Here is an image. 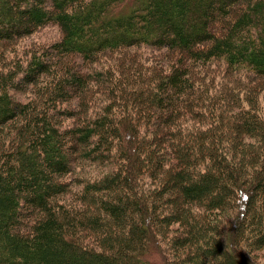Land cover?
Instances as JSON below:
<instances>
[{"label": "trees", "instance_id": "obj_1", "mask_svg": "<svg viewBox=\"0 0 264 264\" xmlns=\"http://www.w3.org/2000/svg\"><path fill=\"white\" fill-rule=\"evenodd\" d=\"M49 23L56 39L21 56L0 52V264H255L247 255L264 246V121L250 106L228 115L225 104L239 96L209 94L192 68L221 63L229 78L264 80V0H0V42ZM138 46L162 50L167 61L134 62L120 76L93 69L121 109L77 110L72 101L93 76L83 67ZM28 88L29 97L14 96ZM208 106L219 120L202 131L205 140L191 132L184 145L163 147L162 127ZM140 123L159 137L146 140ZM241 133L261 137L263 151L224 153ZM115 139L116 166L70 192L78 162L107 161ZM165 153L170 166L160 178ZM234 202L228 228L210 219ZM174 222L165 255L159 247V260L150 258L155 236Z\"/></svg>", "mask_w": 264, "mask_h": 264}, {"label": "rangeland", "instance_id": "obj_2", "mask_svg": "<svg viewBox=\"0 0 264 264\" xmlns=\"http://www.w3.org/2000/svg\"><path fill=\"white\" fill-rule=\"evenodd\" d=\"M59 36V28L57 25L53 23L46 24L42 27H39L34 32L22 36L20 38H17L13 41L8 42H0V52L4 54L5 57H12L15 53L18 56H21V52L23 48H27L34 44H47L50 41L56 39ZM122 50H114L107 52L105 54H101L94 62H88L84 67L83 70L86 71V73L93 75L91 72L93 69L97 70H106L109 69L111 73L114 75L120 76V73L123 72H132L133 65L132 63L138 62L143 66H163V64L167 61L166 57L164 58V54L162 53V50H156L154 48H148L145 46H138V47H131L126 49L125 51ZM87 67V68H86ZM131 69V70H130ZM225 66L221 63L218 64H208L207 67H193L192 68V76H194L196 79H198L201 83L205 85L202 88L207 87V92L214 93V89H226L230 93H234V95H238L239 100L237 103H229L225 104L224 110H227L228 115L229 113L234 115L236 113H239L240 109L244 110L247 109L248 106L251 107V110L253 112L255 111L258 116L264 121V80L257 79L256 77H253L252 75H246L243 72L234 73L232 78H229L228 75L225 73ZM224 88L221 86V84H224ZM137 87V86H136ZM250 87H253L252 89ZM30 88V87H29ZM28 88L27 92L17 91L14 93V96L19 99H24L26 97H29L30 89ZM250 88V90L248 89ZM247 90L250 91L248 96L251 97H257V102H253L251 105H249L243 97L247 94ZM83 99V100H82ZM82 99L75 98L72 102L73 105L76 106L77 110H83V112H87V114H92L94 111L101 112L104 110V107L106 105L112 104L116 102L114 105L115 110L121 109L120 106H118V102L116 98L113 97V93L110 89V84L107 81H102L100 79H96L95 75L91 77L88 83V87L86 90V93L83 95ZM116 100V101H115ZM81 103V104H80ZM79 104V105H78ZM118 104V105H117ZM78 105V106H77ZM82 106V108L80 107ZM218 106V105H217ZM218 108V107H217ZM223 108V107H222ZM188 109V108H187ZM186 109V110H187ZM203 112L202 114L197 115H190V116H180L178 117L171 125H169L168 129L171 130L168 131V129L162 127V132H160V138L163 143V147L166 149V147L170 146L171 144H174V146H182L184 145V142H188L189 135L188 133L194 132L197 137H202L203 139L205 137V133L202 132L204 129H207L211 125H213V121L217 120L211 117V115H214V112L216 111L211 109L210 106L206 108H202ZM217 110V109H216ZM182 111H185L183 109ZM219 120V119H218ZM217 120V121H218ZM71 120L68 119L65 120L66 122H70ZM223 120L220 121V128H224V135L226 137L233 136L235 133L230 128V125L223 124ZM218 127V126H217ZM218 127V128H219ZM153 125L147 126L146 124H139L138 132L143 135V137L146 140L157 138L159 137V134H156L155 130H153ZM162 133V134H161ZM171 134V135H170ZM241 143L238 145H229L226 144V148H223L224 153L227 152H235L239 153L240 151H250L251 150H257L259 152H262L263 144L261 143V140L258 135L255 133H241ZM159 139V138H158ZM199 139V138H198ZM205 140V139H204ZM117 139H115L113 146L111 148V154L110 158H108L107 161H104L103 163H93L89 161H82L80 160L77 164V168L75 169V172L72 176H74L72 183L70 184V192L79 189L82 185L84 180H93L98 179L102 177L107 172H110L115 166H116V158L119 154V151L121 149V146L119 143H117ZM182 144V145H181ZM166 152V151H165ZM170 156L165 153L161 170H160V178L164 177V173L168 170V167L170 166ZM262 159L261 157L258 158V162H260ZM205 161H200L197 163L198 167H204ZM145 176V175H144ZM147 176V175H146ZM148 185H152V181L148 180ZM146 188H149L147 186H144ZM142 189V188H141ZM70 192L67 193L64 197L67 200V203H69L72 200V196L70 197ZM172 194V192H170ZM142 197H145L144 191H141ZM169 195V194H168ZM86 206H90L89 203H86ZM191 207V213L199 212L201 210V206L199 202L192 203L190 205ZM195 211V212H194ZM211 217L210 219L214 222H217L224 228H228L229 223L236 215V205L235 202L232 203L230 207H226L225 209H214L211 211ZM212 222V223H214ZM178 223H171L168 228L166 229V232L163 231V234H160L158 236H155V239L158 243L150 244L149 249V256L150 258L154 260H159V249L161 248L163 250V254L165 255V250L167 249L169 243H170V237L171 235H174L175 228H178ZM169 234V235H168ZM168 235V236H167ZM88 238V236H87ZM85 241H89L85 239ZM151 242V241H150ZM160 247V248H159ZM242 251L247 253V248L242 246ZM253 249V248H251ZM244 252V253H245ZM245 253V254H246ZM247 255V254H246ZM250 260L255 262V264H264V246L259 247L258 249L250 251V254L247 255Z\"/></svg>", "mask_w": 264, "mask_h": 264}]
</instances>
